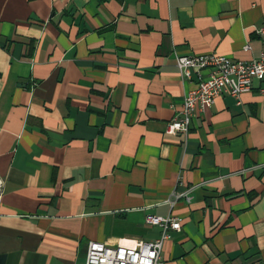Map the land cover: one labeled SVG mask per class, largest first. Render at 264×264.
Returning <instances> with one entry per match:
<instances>
[{
	"label": "crops",
	"instance_id": "crops-1",
	"mask_svg": "<svg viewBox=\"0 0 264 264\" xmlns=\"http://www.w3.org/2000/svg\"><path fill=\"white\" fill-rule=\"evenodd\" d=\"M263 25L264 0H0V264L138 249L148 215L181 221L158 264H264L259 84L167 133L200 83L177 58L256 60Z\"/></svg>",
	"mask_w": 264,
	"mask_h": 264
},
{
	"label": "built area",
	"instance_id": "built-area-1",
	"mask_svg": "<svg viewBox=\"0 0 264 264\" xmlns=\"http://www.w3.org/2000/svg\"><path fill=\"white\" fill-rule=\"evenodd\" d=\"M264 34V25L260 29ZM250 48L246 47L248 51ZM176 68L181 76L190 80L195 74L200 83L184 99L179 115L168 124L167 133L187 134L198 111L210 108L217 99L228 95L238 102L242 95L250 93L256 83L264 104V54L258 59L244 62L217 54L180 56ZM5 180L0 176V200L4 195ZM187 201V194L181 195ZM147 223L164 230L163 236L154 242L141 243L138 249L110 248L102 243L90 242L85 264H158L168 230H181V221L174 217L148 215Z\"/></svg>",
	"mask_w": 264,
	"mask_h": 264
}]
</instances>
